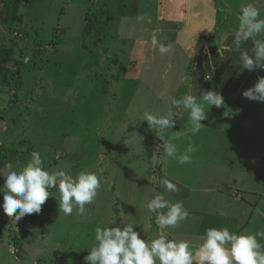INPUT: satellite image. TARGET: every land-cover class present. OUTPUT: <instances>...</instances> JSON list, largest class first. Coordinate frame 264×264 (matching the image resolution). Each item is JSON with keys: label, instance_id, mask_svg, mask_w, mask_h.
<instances>
[{"label": "rangeland", "instance_id": "obj_1", "mask_svg": "<svg viewBox=\"0 0 264 264\" xmlns=\"http://www.w3.org/2000/svg\"><path fill=\"white\" fill-rule=\"evenodd\" d=\"M203 1L211 2L216 13L214 18L209 13V18L200 17L199 23L194 22L195 15L192 17V12L199 11L194 0H188L182 7L188 12L184 19L175 15L161 18L163 9L157 13V0H21L17 19L12 22L16 27L6 28L3 13L7 0H0V35L4 42L11 43L15 54L17 49L29 48L26 57L31 56L30 52L34 56L17 66L24 76L23 87L17 91L6 89V94H0L3 164L12 162L14 166H22L33 151H38L45 169L64 168L73 176L80 171H91L98 175L101 184L93 203L86 205L84 216L78 215L75 208L70 216L60 213L59 191L52 189L39 214H26L18 226L15 220L9 222L10 226L3 225L5 234L0 238V264H59L60 260L66 262L64 264H88L84 257L94 243L95 228L113 220L110 227L118 225L122 228L130 223L141 238L157 237L158 226L153 221L155 213L149 212L145 205L155 194H161L162 180L166 175L172 177L173 170L170 162L166 163L163 156L154 152L155 147L158 151L160 138L149 128L147 121L141 120L142 114L148 111L166 115L170 111L176 122L181 119V126L189 123L184 120L188 113L176 108L172 100L181 99L188 93L190 77L192 80L201 73L205 77L207 73L215 72L216 75L222 73L221 78L225 79L224 74L228 72L231 75L228 91L237 89L242 79L250 88L258 78L264 77V68L258 78L254 77L256 68L242 70L239 65L241 49L236 50L233 46V51L219 56V47L210 52L200 43L209 33L210 42L226 44L224 39H233L231 36L238 29L241 6L252 3L264 18V0ZM188 2H191L190 6ZM199 13L203 14L201 10ZM109 22L112 24L107 26ZM197 23L199 28L195 34L193 32L195 40L185 42L181 39L186 30ZM208 24L215 27L213 36L208 31ZM85 27L91 28L89 34L84 33ZM153 35L159 43L170 46L171 53L161 55L151 43ZM256 38L264 39V33ZM178 42L182 47L189 46V53ZM248 43L251 44L248 52L253 55L252 40ZM193 48L197 53H210L211 60L212 54H216L218 59L213 71L200 65L199 73L195 74L198 72L195 60L192 65L185 57ZM40 53L43 55L38 57ZM166 70L169 78L164 80L162 76ZM183 77L187 80L183 81ZM206 78L210 84L215 82ZM210 86L214 88V85ZM243 90L242 84L241 94ZM230 95L231 92H226V104ZM244 105L247 108H241ZM232 107L233 113L241 116L235 122H244V114L250 118L248 126L251 117L255 122L241 136L245 139L242 147L247 166L241 158V164L232 161L230 172L227 168L220 174L226 173L233 179L247 167L246 186L256 181L261 204L255 211L249 206L253 216L245 226L249 227L246 233L254 234L264 231V217L259 214L264 211L261 173L264 172V102H251L242 95L241 100H233ZM10 108H17V112L13 113L14 109ZM24 108L30 109L29 115L25 116ZM226 132L234 142L237 141L239 130L227 129ZM173 133L167 129L163 135L170 138ZM215 134L217 138L220 136L218 132ZM213 153V163H224L223 158L232 157L233 160L236 157L235 153L218 145L216 152L206 149L202 154L210 157ZM195 155L197 160V157L203 158L199 153ZM254 155L258 159L249 161ZM161 163L165 170L160 167ZM197 163L191 160L194 168ZM206 175L205 181L211 178ZM4 182L3 178L0 186ZM193 183L190 181L191 186ZM246 200L244 194V199L239 202ZM233 208L240 209L238 205ZM185 235H191V232L186 231ZM257 239L264 245V238ZM12 249L15 254L11 253Z\"/></svg>", "mask_w": 264, "mask_h": 264}, {"label": "clouds", "instance_id": "obj_2", "mask_svg": "<svg viewBox=\"0 0 264 264\" xmlns=\"http://www.w3.org/2000/svg\"><path fill=\"white\" fill-rule=\"evenodd\" d=\"M262 33L264 18H261L260 10L252 3L242 5L232 45L220 43L219 56L233 51V46L240 50L243 43L252 40L253 55L247 50L240 51L239 65L242 70L264 68V39L256 38ZM151 43L161 55L172 51L170 46L159 43L155 35ZM242 95L249 100L264 102V77L258 78L252 87L243 90ZM172 104L188 113L190 132L195 135L204 126L201 121L208 118L205 105L209 108L221 107L224 99L220 93L208 90L202 91L199 99L186 94L181 99H173ZM173 117L170 111L166 115L145 111L141 120L147 121L149 128L155 130L163 141L166 157L176 160L180 165L191 163L189 154L195 151L194 147L189 146L186 152L179 153L177 145L163 135L165 130L175 126ZM43 164L41 154L33 151L24 165L14 166L12 162H7L0 168V177L5 181L0 186V193H3V204L0 207L4 213L16 222L26 214H39L42 205L51 195L50 190L58 189L59 198H56L60 213L70 216L75 208L78 215H86V205L93 203L101 187L98 175L91 171H80L73 176L64 168L47 170ZM162 185L167 192L178 191L177 184L168 178L162 180ZM145 206L149 212L155 213V224L158 226L156 238H141L134 230V224L130 223L124 224L122 228L118 225L110 227L113 220L108 225L95 228L94 243L84 257L85 261L88 264H264V245L257 239L264 238V231L254 234L235 233L227 227H211L205 230L199 246L193 248L187 240L170 239L165 231L188 219L189 212L182 201L172 202L157 193Z\"/></svg>", "mask_w": 264, "mask_h": 264}, {"label": "crops", "instance_id": "obj_3", "mask_svg": "<svg viewBox=\"0 0 264 264\" xmlns=\"http://www.w3.org/2000/svg\"><path fill=\"white\" fill-rule=\"evenodd\" d=\"M188 0H157L159 4L156 8L157 13L160 12L161 9L162 12L160 13V17L163 18L165 16H177L186 17L188 15V12H186L185 9H182L184 5L186 4ZM198 7V12L194 11L192 12V17H196L194 22L200 23V17H210L208 15L211 14L214 18L215 8L213 4L204 2L203 0H194ZM189 3V2H188ZM199 3V4H197ZM191 5V2L189 3V6ZM200 10L203 14L200 15ZM87 12V11H86ZM85 12V13H86ZM174 12V13H170ZM196 12V13H195ZM112 22L108 23L107 26H110ZM83 26V24H82ZM194 26V25H192ZM215 26V25H214ZM193 28V29H192ZM191 29H187L185 34L181 37L184 38V41H193L195 40V31L198 30L199 24L195 25ZM208 31L213 34L215 33V30L213 27V24H208L207 26ZM194 32V34H193ZM228 33V32H226ZM193 34V35H192ZM234 39V36H231ZM203 38V39H202ZM201 40V46L204 48H208L210 52L216 51L217 47H220V44L217 45V43L210 42L211 37L206 35L205 37H202ZM231 39L230 41H233ZM207 41V42H206ZM225 43L228 45L229 40H225ZM197 42V40H196ZM199 42V41H198ZM180 45V43L178 42ZM180 47L189 53L188 49L189 46ZM251 48V44L247 42L243 43L241 45V51L247 50ZM201 52V51H200ZM197 53V50L193 48L192 52L190 54L186 53V58L192 62L195 60V66H196V72L195 74L199 73V66L203 65L205 68L210 69L213 71L214 69V62L216 61L215 55L212 54L213 60L210 58V53ZM251 53V49H250ZM253 54V53H252ZM218 59V58H217ZM263 68L257 67L255 70V76L258 78L259 72ZM241 72V71H240ZM244 72V71H242ZM225 79L221 78L223 77V74H215V72H209L205 75V77H209L211 81H215L214 83L210 84L208 79H205L204 75L201 73L200 76H196L195 78L190 77V89L187 91V94H192L199 99L202 95V91H208L213 90L218 93H220L224 99V105L221 107L216 106H209L205 105V111H207V119L201 121V123L204 125L198 133L193 135L190 132L191 124L189 120V116L186 117V121L189 123H185L181 126H179V121L181 119H177V122L175 123V126L170 129L174 131L173 135L168 138L164 135L165 139L171 140V142L175 143L178 148L179 153L186 152L187 148L189 146H192V143H194V149L192 153L189 155H194V157H191V160L194 162H198L197 166L194 168L191 163H186L183 165H180L177 163L176 160L166 157L164 153L163 148V141L160 139L158 141V151L156 150V147L154 148V152L159 155V157H164L163 161L165 160L166 163H171L170 168L173 170V176L170 177L169 175H166L165 178H168L172 180L174 183L177 184L178 191L177 192H167L165 189L161 191V194L165 196L166 199L171 200L172 202L176 201H182L184 206L187 207L186 209L189 212V217L187 220L180 222L175 228H169L165 231L168 233V236L170 239H177V240H187L190 242L193 248H197L199 244L201 243L205 230L211 227L215 228H224L227 227L231 232L235 233H246L247 229L249 227H245L249 220L253 216V211L249 210V206L254 209L259 208L261 204V197H260V189L255 188V182L250 184L249 186H246V181L248 177V168L247 166V158L246 153L243 150L242 143L245 142V139L242 138V134L245 129L249 128L250 126H253V121L255 122V119L251 117L250 124L248 126L249 122V116L244 114V122H235L237 119H239L241 116H237L232 111V102L235 99H242V94L240 91V86L243 84L245 87V90L248 89L245 85L246 82L244 79H242L239 84H241L237 89H233L231 91H228L230 88V78L231 75L226 72L224 74ZM165 80L166 78H169L168 76H162ZM183 81H186L187 78L183 77ZM207 80V81H206ZM184 84V83H182ZM210 85H214L210 86ZM168 86V84H166ZM174 86V85H173ZM192 92V93H191ZM226 92H231V95L229 97V101H227L226 104ZM252 102V100H251ZM173 108V107H170ZM241 108H247L246 105H244ZM235 125H239L235 127ZM248 126V127H247ZM227 129H235L239 130L240 134L238 136L237 141H233V138L230 135V133H227ZM169 132V130L167 131ZM216 132H218V135H220L218 138L216 137ZM179 136L178 139H173V137ZM159 139V138H158ZM126 141V140H123ZM184 144H187L186 147H184ZM264 144V142H263ZM221 147L223 150L227 149L231 152L236 154L235 159L232 160V157L223 158L222 162L224 163H213L215 159V153L213 155H210V157L203 155L202 153L205 152L207 149L208 151H214L216 152V147ZM264 149V147H263ZM258 151V148H257ZM202 152V153H201ZM201 154L203 158L197 157L195 154ZM259 155V152H257ZM223 154V151H221V156ZM239 155V156H238ZM261 156H263V153H260ZM240 157V158H239ZM244 159L243 163L245 164L244 171H240L238 174V177L230 179L228 176H226V173L220 174L221 171H224L228 168V173L230 172V169L232 168V161L236 162L237 164H241V161L239 159ZM258 157L255 159V155L249 160H253L252 162H255ZM203 161V164H202ZM239 162V163H238ZM202 165V167H201ZM162 169L165 170V166H163V163H161L160 166ZM221 167V168H218ZM207 173H210L206 175ZM218 173V174H217ZM262 173V177L264 179V172ZM204 175L211 176V178L208 177V179L204 180ZM201 176V177H200ZM196 178V180H195ZM230 180V181H228ZM259 180V179H258ZM190 181H193V185L191 186ZM228 184H227V182ZM230 189V192L227 191ZM244 194L247 196V200L244 203L239 202V200L244 199ZM238 205L240 207L237 208L238 210H234L233 206ZM259 214L261 217H264V211H259ZM155 222V221H154ZM152 223V222H151ZM152 225H154L152 223ZM155 226V225H154ZM194 227V230H193ZM158 230V228H157ZM186 231H190L191 235H185ZM185 235V236H184ZM61 254H63L61 252ZM64 255V254H63ZM61 255L59 254V258ZM64 264L66 262H63L60 260L59 264ZM195 264V262H193Z\"/></svg>", "mask_w": 264, "mask_h": 264}, {"label": "trees", "instance_id": "obj_4", "mask_svg": "<svg viewBox=\"0 0 264 264\" xmlns=\"http://www.w3.org/2000/svg\"><path fill=\"white\" fill-rule=\"evenodd\" d=\"M21 0H7L6 2V10L3 13V20L5 21L6 28L13 27L14 24L12 23L17 19L16 11L18 7V3ZM16 27V26H14ZM91 28L84 29L85 34L90 33ZM13 32V30L11 31ZM11 34V33H10ZM30 51L29 48L17 49L15 54V49L11 45L10 42H4V37L0 35V94H6L4 90L14 88L16 91L23 87V74L19 72L17 66L22 64L23 61L30 60V57H34L32 52H30V57L27 56V52ZM43 54H39L38 57H41ZM16 67V68H15ZM31 68V67H30ZM33 70H39L34 69ZM18 99V98H17ZM14 109L13 113L17 112V108H10ZM30 109L24 108L25 116L29 115ZM22 112L20 111L19 114ZM2 143H0V168L4 166L3 161H5V155L2 151L3 149ZM5 163V162H4ZM3 164V165H2ZM3 177H0V181H2ZM3 197H0V205H2ZM1 208V207H0ZM155 221V220H153ZM9 235V234H8ZM4 237V233L0 232V238ZM8 237V236H7Z\"/></svg>", "mask_w": 264, "mask_h": 264}, {"label": "built area", "instance_id": "obj_5", "mask_svg": "<svg viewBox=\"0 0 264 264\" xmlns=\"http://www.w3.org/2000/svg\"><path fill=\"white\" fill-rule=\"evenodd\" d=\"M21 219H22V218H21ZM12 220H15V219L12 218V217H8V216L4 213L3 208L1 207V208H0V232H3V233H4L2 226H3V225H5V226L8 225V226H10V223H9V222H11ZM19 223H20V220L17 221L15 225L18 226ZM15 225H14V226H15ZM12 232H13V230H12ZM10 233H11V232H10ZM4 234H5V233H4ZM11 253H12V254H15V250L12 249V250H11Z\"/></svg>", "mask_w": 264, "mask_h": 264}]
</instances>
